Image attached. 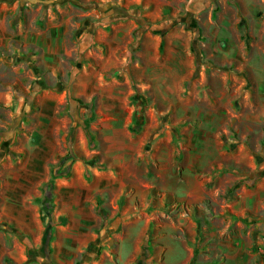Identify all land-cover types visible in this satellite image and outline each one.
<instances>
[{
  "label": "rangeland",
  "instance_id": "obj_1",
  "mask_svg": "<svg viewBox=\"0 0 264 264\" xmlns=\"http://www.w3.org/2000/svg\"><path fill=\"white\" fill-rule=\"evenodd\" d=\"M129 1L0 0V92L9 94L8 99H0V264H59L65 248L81 244L78 235L70 232L78 225L75 216L66 212L59 187L65 180L79 187L85 182L102 184L113 173L126 189L114 206L100 208L109 211L93 224L100 234L87 239V250L118 240L103 231L143 226L148 234L144 246L153 249L157 264H264V87L259 98L252 94L253 107L247 99L249 87L230 103L233 112L245 115L241 119L230 112L219 118L213 105H220L225 77L213 76L207 61L213 44L224 47L221 43L227 39L210 35L205 25L210 15L197 16L182 7H171L161 16L129 12ZM133 21L139 27L130 31ZM153 24L164 34L177 27L187 31L184 36L190 39L195 64L184 85L200 81L210 88V93L199 95L203 98L197 96L194 116L181 121L175 110L169 115L164 109H149L144 103L146 97L154 102L153 94L135 92L132 102L137 109L127 135L122 132L110 141L111 129L103 127L99 112L92 115L86 106L77 108L72 95L63 92L52 97L43 89V84L54 87L63 81L61 74L57 77L45 68V53L71 49L73 55L65 58H73L74 64L90 54H119L130 34L135 38L142 26ZM223 32L228 34L226 28ZM175 45L178 41H166L164 61L173 65L174 72L181 66L173 63L179 65L181 60L186 71L187 58L178 57ZM213 112H218L213 124L205 123V116ZM49 117L62 129L51 135L54 155L49 163L34 173L25 147L36 125L45 119L48 123ZM11 127L19 136L15 147L1 135ZM91 159L92 164L85 163ZM78 160L86 172L72 174V164ZM196 174L211 193L203 200L178 191L193 186ZM21 192L23 199L16 196ZM104 193L109 201L117 199L116 191ZM130 200L138 220L125 216ZM13 255L21 260L15 261Z\"/></svg>",
  "mask_w": 264,
  "mask_h": 264
},
{
  "label": "crops",
  "instance_id": "obj_2",
  "mask_svg": "<svg viewBox=\"0 0 264 264\" xmlns=\"http://www.w3.org/2000/svg\"><path fill=\"white\" fill-rule=\"evenodd\" d=\"M177 3L179 4L177 5ZM126 7L130 10L129 12L136 10L143 14L156 16H161L171 7L175 10L181 7L186 8L197 16L202 12L209 14V21L206 20L205 25L210 35L214 36L215 40L217 36L227 40L221 43V45H225L224 47L213 44L214 48L209 52L207 67L213 69L211 70L213 76L219 73L223 74L225 85L219 91L222 94L219 96L220 105H213V110L220 111V113H208L205 116L207 119L205 123L209 122L212 125L217 114L219 118H223L222 116L228 117L227 112L235 114L236 120L245 116L238 110L233 112L234 108H231L233 103H230L237 101V94L242 93L248 87L247 99L253 107L252 94L255 93L259 98L258 94H261L260 90L264 87V0H130ZM130 25V31L139 27L135 21ZM225 28L228 31L227 35L223 32ZM160 29L158 24H153L150 28L142 26L135 36L136 41H134L133 34H130V39L125 45L126 48L121 53L117 54L113 51L107 56L90 54L82 56L76 64H74L73 58H65L73 55L71 49H67L66 53L56 51L45 53L43 55L45 68L49 74H56L57 77L61 74L63 81L54 87L43 84L45 87L43 89L52 97L64 92L66 95L81 99L82 104L72 100L76 103L77 108L80 105L81 109H84L87 103H92L94 110L103 117V127L111 129V135L108 136L110 141L122 132L127 135V127L132 122L134 110L137 109L136 104L132 102L135 92H137V96L140 92H146L147 95L153 94L154 102L150 103L146 97V103H144L147 108L149 106V109L152 106L155 110L164 109L169 115H172V111L175 110V116L181 121L186 116H194L195 111L198 110L197 96L202 92L204 95L210 93V88L201 86L200 81L194 82L193 86L186 85L185 87L184 85L185 81L191 77L195 64V58L188 47L190 39L188 35L184 36L187 31L177 27L164 34ZM175 32L177 33L175 34ZM168 40L169 43L178 41L179 45L178 47L175 45V49L177 48L175 52L178 57L186 56L188 70L183 71L180 60L179 65L176 62L173 64L181 66V69L177 67L180 70L176 69L172 72L173 65L171 64L170 67L169 61H164V45ZM205 46H208V43ZM132 51L135 52L134 55H132ZM94 59H96L95 63ZM226 64H231V68ZM69 66L72 69L76 68V71L69 70ZM8 98L9 94L0 92L1 100ZM199 98H203L202 95ZM138 103L137 105L140 106L141 103ZM50 104L52 103L50 102ZM160 117L158 114L156 115L158 124ZM246 117L249 116L246 115ZM45 120L36 125L32 134L28 136V145L25 147L34 173H39L47 161L49 163V158L54 155L51 135L55 130L60 134L62 129L51 118L48 123H46L47 119ZM119 126L124 127L123 131ZM16 132L11 127L1 134L4 141H7V145L15 147L19 137ZM111 148L114 149L115 146L113 145ZM26 168L23 167V169ZM86 169L85 164L78 160L72 164L71 173L83 174ZM194 176L193 181L196 183L193 186L180 187L178 191L191 199L203 200L207 195H211L210 190L206 187L205 180L198 179V174ZM119 178L113 173V178L110 177L109 182L102 184L85 182L80 187L71 180L63 181L64 185L61 184L58 190L63 192V200H61L65 203L66 212L75 216L74 220L77 221L78 229L70 232L73 233L72 235H78L81 244L78 242L76 249L65 248V252L58 259L59 264H157L154 260L156 254H152L153 249L144 246L148 234L141 225L139 229L135 230L103 231V234H111V238L117 236L118 240L106 242L102 247L98 244L89 250L86 248L87 239H91V235L99 237L100 234V230L93 229V224L103 218L101 214L105 215L109 211L108 209L103 211L100 208L107 207V205L114 206L126 189V183L117 182ZM106 185H108L107 188L104 187ZM23 186H27L26 183H23ZM22 188L24 189V187ZM108 189L116 191L117 199L109 201L104 193V190ZM197 190L203 191V194L197 193ZM16 196L23 199L25 195L21 192ZM240 199L244 201V194ZM132 206L133 201L130 200L125 216L129 217L128 219L134 216L133 220H138L139 213L131 211ZM39 211L41 212L40 209ZM126 242L128 247L125 246ZM12 258L15 261L21 260L15 255ZM169 264H181V262Z\"/></svg>",
  "mask_w": 264,
  "mask_h": 264
},
{
  "label": "trees",
  "instance_id": "obj_3",
  "mask_svg": "<svg viewBox=\"0 0 264 264\" xmlns=\"http://www.w3.org/2000/svg\"><path fill=\"white\" fill-rule=\"evenodd\" d=\"M74 101H75V102H78V103H80V104L83 103V101H82L81 99H76V98H74ZM85 106L87 107V110L89 111V113H91V114L93 115L94 112H95L94 107H93V104H92V103H87ZM71 107H72L73 110L75 109V107L73 106V104H71ZM83 160H84V159H83ZM85 163H87V164H92L93 161H92V159H91V160H85ZM49 197H50V194L47 195V198H49ZM11 264H12V263H11Z\"/></svg>",
  "mask_w": 264,
  "mask_h": 264
}]
</instances>
